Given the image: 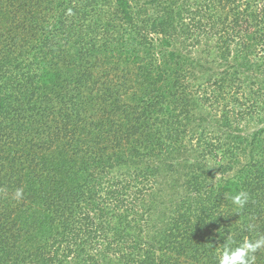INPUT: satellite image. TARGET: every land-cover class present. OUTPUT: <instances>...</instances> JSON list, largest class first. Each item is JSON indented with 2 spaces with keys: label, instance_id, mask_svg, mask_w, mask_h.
I'll return each instance as SVG.
<instances>
[{
  "label": "trees",
  "instance_id": "trees-1",
  "mask_svg": "<svg viewBox=\"0 0 264 264\" xmlns=\"http://www.w3.org/2000/svg\"><path fill=\"white\" fill-rule=\"evenodd\" d=\"M204 1L0 0V264H219L264 235V0Z\"/></svg>",
  "mask_w": 264,
  "mask_h": 264
},
{
  "label": "clouds",
  "instance_id": "clouds-1",
  "mask_svg": "<svg viewBox=\"0 0 264 264\" xmlns=\"http://www.w3.org/2000/svg\"><path fill=\"white\" fill-rule=\"evenodd\" d=\"M16 197L21 195L17 190ZM232 203L237 208H243L247 203L248 196L244 191L236 192L231 196ZM253 226L249 225V230ZM264 248V235L255 239L244 238L242 242H235L231 237L226 239L222 251L218 254L219 264H256L258 250Z\"/></svg>",
  "mask_w": 264,
  "mask_h": 264
},
{
  "label": "rangeland",
  "instance_id": "rangeland-1",
  "mask_svg": "<svg viewBox=\"0 0 264 264\" xmlns=\"http://www.w3.org/2000/svg\"><path fill=\"white\" fill-rule=\"evenodd\" d=\"M234 1H237V0H230V4L228 6L229 8L233 7ZM202 4H204V7H206L207 4H208V1L202 0ZM180 46L181 45L177 44V47H180ZM200 47L203 49V46H200ZM197 50H198V48L195 47L193 53H197L198 52ZM259 79H263L264 80V78H259ZM248 121L249 122L244 124V126L242 127V128H246V132L247 133H250L251 131L257 129L258 126H262L263 125L262 123H260V122L258 123L256 120H253V119H250ZM243 122H246V120L243 121ZM209 166H213L214 167V166H216V163L211 161L209 163ZM214 173H215L216 178H219L221 176V174H222V172L221 171H217L215 169V167H214ZM168 187L169 186H165V189H164V191L162 193V196L165 199V201L168 200V197L171 194V190ZM164 210H165V207L162 206V205H159V207H157V209H154V211L151 213V217L150 218H152L153 221H155V220H163L162 216H163Z\"/></svg>",
  "mask_w": 264,
  "mask_h": 264
}]
</instances>
